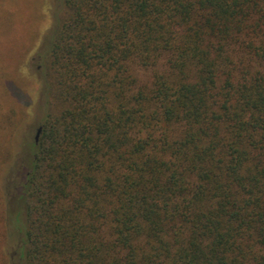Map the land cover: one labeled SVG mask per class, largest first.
I'll return each mask as SVG.
<instances>
[{
  "label": "trees",
  "instance_id": "16d2710c",
  "mask_svg": "<svg viewBox=\"0 0 264 264\" xmlns=\"http://www.w3.org/2000/svg\"><path fill=\"white\" fill-rule=\"evenodd\" d=\"M62 1L19 186L22 264H264V0Z\"/></svg>",
  "mask_w": 264,
  "mask_h": 264
},
{
  "label": "rangeland",
  "instance_id": "374dc122",
  "mask_svg": "<svg viewBox=\"0 0 264 264\" xmlns=\"http://www.w3.org/2000/svg\"><path fill=\"white\" fill-rule=\"evenodd\" d=\"M63 6L62 0H0V97L12 102L16 99L20 112L23 111L22 120L15 130L13 160L8 165L3 163L4 171L0 178L2 187L8 192L7 198L0 193V244L4 238L2 229L8 208L14 224L10 227L12 233L8 244L13 264H22L23 261L20 253L21 223H16L15 216L20 210L19 186L30 166L28 144L35 140L46 113L41 66L45 61L43 52L53 38ZM11 83L19 90L18 95L12 92ZM20 144L25 145L24 151L19 148ZM1 248L0 264H8L9 258L6 259Z\"/></svg>",
  "mask_w": 264,
  "mask_h": 264
},
{
  "label": "water",
  "instance_id": "95a60500",
  "mask_svg": "<svg viewBox=\"0 0 264 264\" xmlns=\"http://www.w3.org/2000/svg\"><path fill=\"white\" fill-rule=\"evenodd\" d=\"M42 129H43V127L40 126V127L38 128V130H37V133H36V136H35V139H36L37 142H38V140H39V138H40V135H41V133H42Z\"/></svg>",
  "mask_w": 264,
  "mask_h": 264
}]
</instances>
